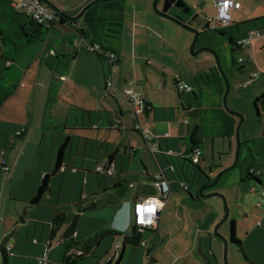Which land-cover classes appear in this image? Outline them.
Here are the masks:
<instances>
[{"label": "crops", "instance_id": "1", "mask_svg": "<svg viewBox=\"0 0 264 264\" xmlns=\"http://www.w3.org/2000/svg\"><path fill=\"white\" fill-rule=\"evenodd\" d=\"M48 1L53 4L44 2L49 9L67 13L73 20L64 15L67 21L57 20L49 28L35 25L30 32L43 35L16 53V43L23 37L24 23H20L21 28H16L12 21L0 18V69L6 66L13 70L12 78L17 82L11 85L10 95L0 107V151L6 149L5 160L10 165L9 171L0 170L4 174L0 175L1 251L7 248L14 264H36L31 251L38 256L46 253L47 261L48 257H53L62 262L67 244L61 248L62 244L56 241L60 231L64 234V227L60 226L61 230L50 238L51 224L59 213L65 214L67 222L71 216H78L77 240L89 237L79 231L80 210L90 203L82 200L81 206L77 205L80 183L83 180L88 185V173L96 172L104 165L109 153L114 154L116 176L141 175L134 145L122 144L127 137L119 142L123 129H134L138 122L147 130L148 136L158 142L159 150L152 152L146 146L147 154H143L141 162L147 178L138 177L142 182L139 190L136 188L131 192L123 186L118 194L107 196L109 205L106 209L111 216L108 230L113 231L95 249V255L109 245L104 258L107 263L113 246L122 242L125 234L131 231L135 201L141 196L160 195L151 176L163 171L173 190L160 212L159 227L171 198L187 208V220L193 226L189 243L179 253V258H187L188 263L195 264H223L219 259L223 242L220 237L210 235L212 226L222 218V211L208 220L205 210L192 206V201L198 200L199 192L207 182L187 164L194 137L198 142L196 149L201 151V161L197 164L214 178L210 182L220 174L218 182L205 189L204 194L219 193L227 197L231 220L249 263L264 264V209L257 207L264 191V102L259 104V125L247 119L243 107L236 105L242 100L243 104L256 106V100L264 94V7L259 3L264 0H252L239 22L225 26L234 32L231 35L234 42L247 31L262 29L263 32L253 42L250 61L240 66L242 75H245L241 78L242 83L254 72H259V76L247 88L238 89L233 85L228 90L220 76L196 82L192 79L198 78L206 68L193 71L186 78L182 73H172L176 56L180 54L174 39L178 30L168 16L159 12V0L156 4L159 11L154 7L156 0H100L90 5L78 20L75 18L93 0ZM242 8L243 5L234 11ZM170 13L173 16L179 14L176 10ZM80 32L88 40L117 52L115 89L119 99L113 95V89L106 87L109 63L103 57L74 45V40L82 35ZM7 45L14 48L13 54L5 52ZM205 45V42L201 43V46ZM177 74L193 85L191 91L177 90L174 86ZM128 87H134L146 99L149 109L143 114L133 115L129 106L120 100ZM226 105L245 115L238 138L241 117L226 110ZM20 129H24L22 135L15 136ZM250 140H254L253 157L247 150ZM49 141L51 145H48ZM64 143V165L51 176L50 190L41 202L33 203L45 173L55 170L59 149ZM182 172L189 174L190 178L182 179ZM251 175L259 177L260 183ZM180 180L187 182L191 195L172 194L176 188L183 190ZM174 197H178L177 201ZM75 207L78 208L76 213L73 211ZM32 216L45 224H33ZM196 228V231L199 232L198 228L202 231L199 242ZM131 245L125 244L120 264H144L143 253ZM151 252L154 261L159 263L153 249ZM92 258L87 262H94ZM180 260L183 261L176 262L171 257L169 263L165 257L163 264H178Z\"/></svg>", "mask_w": 264, "mask_h": 264}, {"label": "rangeland", "instance_id": "2", "mask_svg": "<svg viewBox=\"0 0 264 264\" xmlns=\"http://www.w3.org/2000/svg\"><path fill=\"white\" fill-rule=\"evenodd\" d=\"M183 1L186 5H188L191 8L189 13H184L176 5H172L166 12V16L170 18V20L174 23V25L178 30L176 33H174V39L178 44L177 49H180V54L179 55L177 54L176 56L174 63L176 66L173 68L172 73L173 74L182 73L183 77L186 78L188 77V75H191L193 71H197L203 68L205 70L206 68L204 72L205 73L206 71L209 72L210 77L209 78L205 77V80L207 79L211 80L214 79L216 76H220L224 79L223 75L221 74V71H223L228 78L229 88L232 87L233 85H235V87L238 89L243 88L240 87V84H243L241 78L243 77L244 74L242 75L240 66L250 61L252 56L251 52L248 53L246 50H243L241 48H236L234 51L232 50V47L235 46L230 43L229 37L233 35L234 32H232L231 29L229 30V28L227 27L225 28V26L228 24L224 25L222 22L216 20L217 9L212 0H183ZM255 1L259 2L257 0ZM249 2H252V0H242L243 8L240 11H234V10L232 11V21L229 23L230 25L232 23L239 22L238 19L240 17L241 18L244 17L243 13H245L246 9L249 8ZM259 3L261 4V6L264 7V3L262 2ZM159 7L161 10L163 9L164 0H159ZM171 10H176L179 12V14L173 16L170 13ZM207 22H210L209 27H206ZM193 30L198 31V37L193 50L197 51L202 49L196 54L191 49L196 35V33ZM221 32H225V34H221ZM235 34L237 35V32ZM203 42L206 43L205 46H201V43ZM4 48L6 50L5 51L6 53L10 52V54H13L12 50L14 48H12L9 45L5 46ZM240 57L246 59V61L243 64L238 62V59ZM218 64H220V68ZM211 66L213 67L211 68ZM13 73H14L13 70H9L8 67L2 66L0 70V80H2V84H1L2 88H9L11 87V85L17 83L15 82L14 78H12ZM254 73L258 74L257 77L259 76V72H254ZM192 79L195 81L194 77H192ZM251 84L252 83H250V85ZM236 105H238L239 107L240 106L243 107V111L246 113L247 119L250 120L252 119L254 122L257 123V125H259L258 122L260 118L258 115V109L256 108V106H254V104L249 106L247 104H243L241 100L239 103H236ZM225 108L228 111H233L235 113H238L242 118V122H243V118H245V115L242 112L241 113L238 112L236 109L231 108L229 105H226ZM49 135L51 136V132H49ZM119 136H120L119 139H121L119 142L123 141V138L127 137L126 141H123L122 144L128 146L130 145V143H132L134 145L133 147L137 150L136 154L138 156V162H139V167L138 166L137 167L141 175L138 174L135 176L134 175L112 176V175L104 174L102 172L98 173L95 171L88 173L87 182L89 183L88 185H86L83 183V180L80 183L79 192H78V195L80 197L79 198L80 202L77 204L81 206L80 204L82 200L84 203L97 201V204L88 207L85 211L81 212L79 216V218H81L79 231H81V233H84L86 236L100 233L101 229L110 228L111 225L110 223H108V220L111 216L109 215V211L106 209V206L109 205L107 203V196L118 194L119 193L118 190L123 188V186H126L125 188H127L131 192L134 191L136 188L139 190L142 185V182L139 181L138 177L141 178V176H143V180L147 178L145 168L142 167V162H141V158H143V154L144 153L147 154L145 151L146 146L147 148H149L148 144L145 141L144 135L133 129L125 128L123 129V134ZM50 141H51V137H50ZM50 141L48 142V145H51ZM156 143L158 144V142ZM156 149L159 150L158 147ZM72 151L73 152L76 151V146L73 148ZM202 151L203 154L205 155L206 151L204 148H202ZM104 152L105 150H103V153ZM223 154L226 155L227 153H223ZM148 155L150 159H153V157L150 154ZM73 157H75V155H73ZM187 164L192 168H194L199 176L204 178L203 181L204 180L207 181L206 184L212 183L210 181L213 180L214 178L213 179L210 178V176L204 171L201 165H199L200 167H198L195 164L192 165L190 162ZM177 167L178 165H175V168ZM207 171H209L208 167H207ZM0 175H4V174L0 172ZM181 177H183L182 179L190 178V175L189 174L184 175V173L182 172ZM181 181L187 183L185 182V180H180L179 183ZM149 184H151L150 181ZM108 187L109 189H106ZM184 193L186 195L191 194V193L190 194L187 193L182 189L179 190L177 188H176V192H173L172 194L185 195ZM174 198H176L175 200L177 201L178 197H174ZM170 199L168 200L167 209L164 210L163 212V216H162L163 220L161 222L160 232L154 230H147L145 233L142 234L140 238V243L141 244L147 243L148 248L153 249L154 256L156 259H158L160 264H163L165 257L169 259V263H171L170 258L173 257L174 259H176V262L179 259H183V261L181 262L180 260L178 264H195L192 262L188 263L187 258L184 257L179 258V253L182 252V250L186 246V243L187 242L189 243L190 232L193 231V226H190L187 220L188 210L186 207H182L181 204H177V202H174L173 200ZM226 203L229 210L227 219H225L226 209H227ZM254 205L256 206V203ZM192 206L193 208H196L197 206L199 209L205 210L208 220H211V218L217 212L219 213L222 211V218L217 223H215L214 226H212L211 229L212 233L210 234L211 236L214 237L215 229L217 228L218 234L221 235V241L223 242V246L221 247L220 250L221 252L219 256L221 262L225 264V260H224L225 243L223 238L226 237L225 235H228L229 236V238H227L228 247L226 250L228 264H238V263L250 264L247 258L245 257L244 252L239 247H237V245L231 243V226H232L231 207L229 206L227 197L223 194L201 196L198 198V200L192 201ZM68 208H70V205H68ZM258 208L264 209L262 207H258ZM77 210L78 208L75 207L73 211L76 213ZM76 217H77L76 214L74 216H71L70 221H72ZM31 219L33 224L36 223L37 225L39 224V226H43L45 224L44 222L35 220L33 216ZM70 221H68L63 226L64 230L66 229V226L68 225V223H70ZM211 225L212 224L210 223L209 226ZM196 230L197 228L195 229V231ZM198 230L199 232L196 231V233L198 234V237L196 238L197 242H199V237L202 235V231H200L199 228ZM122 232H126V230H123ZM128 233L130 234L131 231H129ZM57 237H58L57 241L60 240L61 237H63L61 231L59 232V235ZM30 241L32 242L33 240ZM167 241L169 242L166 244ZM141 244L140 245L132 244L131 246H133V248L135 249H139L143 253L144 264H145V258H146L145 252L146 249L148 248H143ZM60 247L64 248V243H62ZM108 248L109 245L106 247V250H103L101 248V250H99V253L96 254L97 257L92 258V260L95 261L94 264H106L104 258L106 257V252L110 249ZM110 252L112 253V250ZM63 254H64V249H63ZM11 256L9 257L10 264H14L13 262H11V260L13 259V257ZM31 257L32 259H34L36 264L63 263V261L60 262L59 260H56L53 257H48L49 259L48 261H46L47 259L46 253H43V255L38 256L32 253L31 251ZM41 259H45V260L41 262L40 261ZM3 261H4L3 252L0 249V264H3Z\"/></svg>", "mask_w": 264, "mask_h": 264}, {"label": "built area", "instance_id": "3", "mask_svg": "<svg viewBox=\"0 0 264 264\" xmlns=\"http://www.w3.org/2000/svg\"><path fill=\"white\" fill-rule=\"evenodd\" d=\"M216 9L217 17L216 20L222 22L224 25L228 24L232 20V11L239 10L241 8V0H212ZM11 5L13 8L23 12L27 17L34 20L36 23L41 24L47 28L51 27L58 20V13L49 9L41 0H11ZM263 35L262 29H254L247 31L242 34L240 37L236 38L235 46L246 50L248 53L251 52V47L255 39ZM74 45L77 48H80L86 52L97 54L103 57L109 63V73L106 77V87L108 89H113V95L119 99L116 89H115V74H116V65L119 60V56L116 51L108 48L106 45L92 42L88 40L85 36H80L74 40ZM246 59L239 58L238 62L243 64ZM257 73H252L249 76V79L240 84V87L246 88L253 83L257 77ZM174 86L180 92L191 91L193 86L183 80L178 74L174 77ZM161 87V85H160ZM124 97L121 98V101H124L128 106L133 115L137 116L143 114L145 110L149 109L146 99L143 97L140 91L136 90L134 87L125 88L123 91ZM135 128L140 130L144 137L147 140L149 149L152 152L157 151L158 144L151 139L147 130L142 128L140 123L136 122ZM24 129L17 130L15 136H21ZM169 136V134H166ZM11 143L13 138H11ZM132 151V149H131ZM172 154V151H169ZM6 149L0 151V169L4 171L10 170V165L5 160ZM191 158L193 162L199 163L201 161V151L199 148L195 149L192 153ZM172 170L174 167L172 166ZM98 172L105 173L107 175H115V167L113 163H108L104 161V165H101L97 168ZM154 186L159 191L160 195H148L139 197L134 203V216L133 222L137 226L138 230L145 232L147 230H154L160 232L159 227V217L160 212L165 205V199L168 198L172 192L170 182L166 178L163 171L157 172L153 177ZM183 189H188L186 183H181ZM264 206V191L261 193V200L257 203V207ZM162 237V236H161ZM143 248H148L147 243H142ZM80 254L79 251H74ZM121 252V242H117L113 248L111 256L108 260L115 264L116 260L120 256ZM146 264H159L154 261L152 252L146 251ZM45 259H41L43 262ZM47 261V259H46Z\"/></svg>", "mask_w": 264, "mask_h": 264}, {"label": "trees", "instance_id": "4", "mask_svg": "<svg viewBox=\"0 0 264 264\" xmlns=\"http://www.w3.org/2000/svg\"><path fill=\"white\" fill-rule=\"evenodd\" d=\"M62 14L67 16V13H62ZM57 17H58V20L60 22L67 21V19H65L64 16H60L58 14ZM0 18L7 20L8 22H9V20L12 21L13 27H16V28H19V27L21 28L22 25L19 26L20 23H24V25H23L24 26V32H22L23 37L21 38L20 42L16 43V47H15V51H14L15 53L18 52L25 45H28L29 43L37 40L38 38H40L43 35V33L42 34L41 33L32 34L30 32L32 27H34L35 25H39L42 27H45V26L36 23L31 18L27 17L23 12L17 10L16 8H13L11 5V0H0ZM20 19H23V20L21 21ZM4 32H6V31H3V33ZM80 33L82 34L81 36H85L84 33H82V32H80ZM221 34H225V32H221ZM229 41L231 44L235 45V42L231 36L229 37ZM232 50L234 51V47H232ZM205 77L209 78L210 73L204 72L203 74L199 75L198 78L196 76L195 81L204 80ZM11 91H12L11 87L2 88L0 85V107H1L2 103L4 102V100L10 95ZM262 102H264V94L256 100V108L258 109L259 116H260L259 104ZM133 130L138 131L142 134V132L140 130L135 128V125H134ZM145 141L147 143L146 138H145ZM66 143H64L59 149L55 170L51 173L50 172L45 173L43 180H42V183L40 185V188H39L37 194L32 199L33 203H40L41 202L43 197H45L46 193L50 190L49 180H50L51 176H53L54 173L57 170H59L61 166L64 165L63 155H64V151L66 148ZM191 143H192L191 148H190L191 154H190V156H188V160L190 162H192L193 164L197 165L198 167H200L197 163L193 162V160L191 158L192 153L195 151V149L198 145V142L193 137V140H191ZM253 143H254V140H250L247 143L248 154L251 157H253V152H252ZM131 149H132V151L134 150L133 147H131ZM107 155H108L109 159L106 161H108V163H113L114 154L109 153ZM0 170H2V169H0ZM96 172H98V171H96ZM247 175H250V172H248ZM251 176L254 179V181L260 183L259 177H253V175H251ZM151 177L153 178L154 175ZM170 186H171V189L173 190L171 183H170ZM183 190L186 191L187 193H189L188 189H183ZM81 203H82V201H81ZM95 204H97V201H92L89 204L84 205V207L81 208L80 213L85 211L88 207L93 206ZM65 217L66 216L64 213H59L56 215L55 220L51 224V237L50 238L54 237L60 231V229H61L60 226L63 227L67 223ZM77 219L78 218H74L72 221H70V223H68V225L66 226V229L64 231L63 237H61V239L57 241V244H62V243L67 244L66 255H65V258H64L62 264H94L95 261L94 262H90V261L87 262V261L89 259H91V257H97L94 253L95 249L101 244V242L104 239H106L107 237L112 235L113 230L101 229L100 233L93 234L87 238L77 240L76 235H75L76 226H77L76 225ZM142 234H143V232L139 231L137 226L132 222L131 223V233L125 234L124 240L121 242L120 256L118 257V260H116L115 264H120V260L122 258V253H123L125 244L140 245V238H141ZM231 243L237 245V247H239L244 252L242 241L236 235L234 222H232V226H231ZM75 250L79 251L80 254L74 252ZM146 250L148 252H151L152 248H148ZM2 252H3V257H4L3 264H10L9 257L11 256V253L9 252V250L7 248H3ZM244 254H245V252H244ZM245 257L247 258V260H249L246 254H245ZM111 263L112 262L110 260H108L106 264H111Z\"/></svg>", "mask_w": 264, "mask_h": 264}, {"label": "water", "instance_id": "5", "mask_svg": "<svg viewBox=\"0 0 264 264\" xmlns=\"http://www.w3.org/2000/svg\"><path fill=\"white\" fill-rule=\"evenodd\" d=\"M43 3L45 2L47 5H53V4H51V2L50 1H48V0H41ZM100 0H93L92 2H90L89 4H87L82 10H81V12H80V14H79V16H77L76 18H75V20H78L79 18H80V16L84 13V11L90 6V5H92V4H94V3H96V2H99ZM157 1L158 0H156L155 1V3H154V7L157 9V7H156V4H157ZM172 5H176L177 7H179L184 13H189L190 12V10H191V8L188 6V5H186L185 3H184V1L183 0H164V7H163V9L161 10V11H159L158 9V11L160 12V13H162V14H164V15H166V12L168 11V9L172 6ZM58 14L60 15V16H64L62 13H60V12H58ZM65 17L66 18H69L70 20H73V18H71V17H68V16H66L65 15ZM68 25L70 26V27H72V24H70V23H68ZM207 26L209 27L210 26V22H207ZM195 33H196V35H195V39H194V41H193V44H192V47H191V49L193 50V48H194V46H195V43H196V40H197V37H198V31H196V30H193ZM202 49H200V50H197V51H194L193 50V52L196 54L197 52H199V51H201ZM218 66H219V68H220V64H218ZM221 74L223 75V77H224V79H225V82H226V84H227V90L229 89V81H228V78H227V76L225 75V73L223 72V71H221ZM230 113H235V112H233V111H229ZM241 123H242V118H241V121H240V123H239V125H238V127H237V138H238V134H239V128H240V125H241ZM238 141H239V139H238ZM239 149H240V143H239V146H238V152H237V158H238V155H239ZM229 169V168H228ZM219 177H220V174L215 178V180L212 182V183H208V184H205L202 188H201V190H200V192H199V196L201 197V196H206V194H204V190L205 189H207V188H210V187H212L213 185H215L217 182H218V180H219ZM210 195H219V193H211ZM223 197V196H222ZM224 198V197H223ZM226 202V201H225ZM226 207H227V203H226ZM228 214H229V210H228V207H227V209H226V215H225V219H227V217H228ZM215 235L217 236V237H220L221 238V235L220 234H218V232H217V228L215 229ZM223 240H224V243H225V264H228V262H227V255H226V250H227V247H228V239L226 238V237H224L223 238Z\"/></svg>", "mask_w": 264, "mask_h": 264}]
</instances>
